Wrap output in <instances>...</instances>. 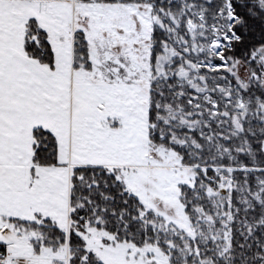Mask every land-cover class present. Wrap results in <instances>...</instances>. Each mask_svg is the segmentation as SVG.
<instances>
[{
	"label": "snow or ice",
	"instance_id": "obj_1",
	"mask_svg": "<svg viewBox=\"0 0 264 264\" xmlns=\"http://www.w3.org/2000/svg\"><path fill=\"white\" fill-rule=\"evenodd\" d=\"M0 264H264V0H0Z\"/></svg>",
	"mask_w": 264,
	"mask_h": 264
}]
</instances>
